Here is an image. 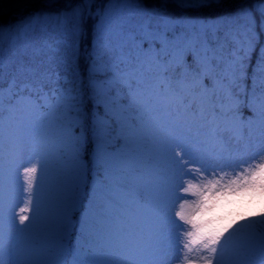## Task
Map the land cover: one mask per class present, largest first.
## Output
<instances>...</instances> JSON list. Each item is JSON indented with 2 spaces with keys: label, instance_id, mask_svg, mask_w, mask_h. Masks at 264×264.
<instances>
[{
  "label": "snow or ice",
  "instance_id": "6c2138e0",
  "mask_svg": "<svg viewBox=\"0 0 264 264\" xmlns=\"http://www.w3.org/2000/svg\"><path fill=\"white\" fill-rule=\"evenodd\" d=\"M23 2L0 22V264H169L184 225L204 264H264V209L218 211L264 196V0Z\"/></svg>",
  "mask_w": 264,
  "mask_h": 264
},
{
  "label": "rangeland",
  "instance_id": "374dc122",
  "mask_svg": "<svg viewBox=\"0 0 264 264\" xmlns=\"http://www.w3.org/2000/svg\"><path fill=\"white\" fill-rule=\"evenodd\" d=\"M244 160H248L249 157H243ZM33 163H36V160L32 159L30 156H26L23 161L21 162V167L18 170V189L20 191L19 201H23L27 198V194L23 192L24 180H23V168L30 167ZM236 170L238 171L239 168L237 167ZM38 177H39V170H38ZM35 187V185H34ZM182 194V193H181ZM189 199H194L193 197H188ZM243 196H236L233 195L231 197L232 203L242 202ZM182 202V201H181ZM231 203V204H232ZM231 204L222 205L221 208L218 210L220 214H227L225 213ZM243 208L246 209H255L257 212L264 209V196L257 194L254 198L248 202H243ZM23 203H19L16 211H19V207H23ZM242 208V209H243ZM240 209V210H242ZM183 224L182 221L179 222ZM189 229V226L184 225L183 228L176 226L172 230L171 242H170V250H169V264H181L183 263V258L185 255H188L189 258L195 261V264H204L202 257L206 255L199 247H195L191 253H186L185 249L183 248V244L186 242L184 237V232Z\"/></svg>",
  "mask_w": 264,
  "mask_h": 264
},
{
  "label": "trees",
  "instance_id": "16d2710c",
  "mask_svg": "<svg viewBox=\"0 0 264 264\" xmlns=\"http://www.w3.org/2000/svg\"><path fill=\"white\" fill-rule=\"evenodd\" d=\"M37 6L38 5L26 6L23 0H0V11H2V14H0V22L5 24L9 22H15L22 16H26L29 12L33 10V8ZM234 6V4H229L226 7L230 8ZM216 11L217 10L215 9L209 10L207 14H215ZM87 42L90 46L91 35H89ZM80 66L82 70L87 67L83 57H81Z\"/></svg>",
  "mask_w": 264,
  "mask_h": 264
}]
</instances>
